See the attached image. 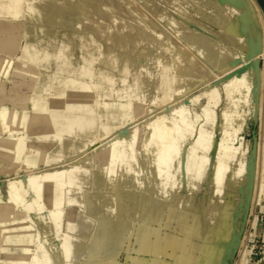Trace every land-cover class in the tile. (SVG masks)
<instances>
[{"label": "rangeland", "instance_id": "1", "mask_svg": "<svg viewBox=\"0 0 264 264\" xmlns=\"http://www.w3.org/2000/svg\"><path fill=\"white\" fill-rule=\"evenodd\" d=\"M19 3L20 9L13 18L14 6L5 14L0 13V25L4 27L0 31V264H29L36 241L50 248L59 245L67 248L68 253L76 250L65 241L63 213L52 212L58 207L64 211L72 208L67 192L76 186L75 180L56 182L59 188L51 195L48 187L35 181L36 176L74 164L92 172L100 159L98 152L112 143L117 150V168L110 186L122 187V175L125 185L138 190L140 196L164 197L167 209L160 221L150 224L155 232L149 229L140 239H137L140 223L134 217L126 244L118 252L116 249L115 254L100 256L98 264H128V256L139 253L152 263L165 259L166 264L227 263L232 254L230 262L236 264L239 252L238 263L246 264L247 255L253 251L245 242L260 170L264 112V36L259 11L255 9V21V15L248 12V2L240 0H21ZM82 3L88 5L86 8L95 7L99 13L87 22L97 36L81 25ZM1 4L0 1V8ZM38 17L46 38L36 46L39 52L36 62L21 64L25 46L34 41L21 37L22 31L32 32ZM21 21L24 25L19 27ZM197 34L212 44H226L231 52L224 55L218 48L212 52L213 56L208 55L201 42L189 41ZM230 35L244 37L246 45H235ZM178 49L183 55L174 56ZM187 56L204 66V75L184 79L179 87L163 86L170 71L166 63L184 59L187 63ZM17 68L24 70L19 73ZM243 74L251 75L248 102L229 107L231 97L226 84ZM68 79L74 93L55 92L65 89ZM45 80L48 84H44ZM86 85L93 91L88 107L93 110L96 123L85 136L68 133L69 137L82 140L83 148L53 162H44L43 156L26 163L27 150L17 151L15 146L19 142L21 148L28 147L31 134L27 122L11 127L3 121L6 112L24 110L32 114L48 109L52 96L62 98V103L68 106L71 101L82 100ZM214 87L219 92L218 100L208 103L206 91ZM215 171L222 173V181L215 177ZM191 172L199 174L190 177ZM21 179L22 196L13 199L9 182ZM32 181L36 184L32 185ZM220 186L223 190L219 197L214 196ZM181 196L185 201L193 199V208L185 209L189 217L186 221L172 213L179 209L176 205ZM123 197L122 194L120 199ZM210 201L213 218L218 220L214 229L217 237L205 239L198 231L193 235L185 233L182 228L199 229L203 208ZM27 217L39 221L38 235L32 242L16 232ZM78 232L81 241L87 244L90 233L82 228ZM157 237H162L158 254L153 252ZM196 239L210 244L215 261L191 244ZM68 253L63 254L60 264H69ZM178 256L182 260H175ZM48 264L56 262L50 260Z\"/></svg>", "mask_w": 264, "mask_h": 264}, {"label": "bare ground", "instance_id": "2", "mask_svg": "<svg viewBox=\"0 0 264 264\" xmlns=\"http://www.w3.org/2000/svg\"><path fill=\"white\" fill-rule=\"evenodd\" d=\"M240 1L248 2L249 4L248 12H251L253 16L255 15L254 18L256 21V16H257L255 11L256 8L254 9L252 7L251 1L250 0H240ZM16 2L18 3L19 0ZM236 4L237 3L234 4V7L238 8L239 5ZM18 6L20 8V5ZM87 6L88 5H86L85 3H82L81 25L82 27L90 30L91 26L89 27L87 25V22L90 20V18L97 17L99 13L95 7L89 6V8H86ZM12 27L13 26H11V28ZM252 28L255 29V26L253 25ZM1 30H4V27L2 25H0V31ZM239 30L243 31L242 28H240ZM78 31L79 30H77V32ZM92 33H93L92 36H97L94 31H92ZM232 37L233 36H231L229 39H231L230 41L235 45L237 46L246 45V40L244 37H240L236 35H234V38ZM40 40H42L41 36L38 38V41ZM189 41L192 44L201 42L202 45L206 47L207 49L206 51L208 55L211 56L214 55L212 52H214V50L218 48H221L224 51L223 52L224 55L226 53L231 52L229 51V48L226 44H222V43H218L217 45L212 44L208 38H206L205 36H200L198 34L195 36H191L189 38ZM35 47L34 45L25 46L23 50L22 58L19 61L21 64H25L27 61L36 62V60L38 59V51L36 50ZM175 55H179V56L183 55L181 49L176 50L174 52V56ZM187 58L189 59V62L187 63L184 62L185 59L182 61L176 60L175 62L170 61L166 63L165 66H168L167 69L170 71L169 74H167L166 76L167 84L163 82V86L167 88L171 86L179 87L182 86L183 83L182 81L184 79L186 80L195 79L204 75L206 71L204 66H202L197 60L194 61L193 58L190 56L189 57L187 56ZM48 59L51 60V58ZM23 70H24L23 68H17V71H19V73H21L20 71ZM31 75H35V74L32 73ZM70 80L71 79H68L65 89H57L55 92L73 94L74 86L73 84L69 83ZM44 84H48L47 80H45ZM250 84H251L250 74H243L240 77L233 78L230 80L229 83L226 84V92L228 96L231 97L229 107H233L236 103L238 104L241 102H248L247 94ZM84 87L85 89L82 96L83 97L82 100L71 101L70 105L68 106L62 103L61 101L62 98L60 99L52 96L51 106L48 109H44L42 111H36L32 114H28L24 110H14L11 112L10 111L6 112L7 116H3V121L6 122L11 127L18 122H22L25 120L27 122V128L31 134V136L29 137L28 147L26 149L21 148L19 142L15 146L17 151L27 150L24 153V160L26 163L32 161L33 158L37 160L38 157L43 158V156L44 158L42 160H44V162H51V161L53 162L64 156L66 157L73 155L83 148L84 144L82 140L69 137L68 133L74 132V133H78V135L85 136L89 134L91 128L96 123V116L93 113V110L90 109V107H88V104L90 103V96L93 94V91L90 85H86ZM218 93L219 92L216 87L212 88L210 91L209 90L206 91V95L209 99L208 103L216 102V100H218ZM1 113L3 114L5 113V111L2 110ZM3 131H5V129ZM9 147L10 150H13V146L9 145ZM98 154L100 156V159L96 161V164L92 172L91 170L90 171L85 170L79 164H74L66 169L63 168V169L46 171L36 176L37 178L35 181L38 183L40 182L45 188L48 187L51 195L54 194L59 188V185L56 186L57 185L55 184L56 182L62 181L66 183L75 180L76 186L67 192L68 201L73 203L72 208H70L68 211H64L62 208L58 207L52 209V212L58 213V211H61L63 213L64 219L61 226L63 232L66 234L65 241L69 243L68 247L70 248L74 247L77 251L70 250L68 253L67 248H63V247L61 248V246L59 245L55 246L54 248L52 247L50 248V246H46L42 242L36 241V243L34 244L35 245V248L33 250L34 252L30 256L29 264H48L50 260H54L56 264H60L63 262V254L66 253L69 254L68 256L69 264H98L99 263L98 258L100 256L108 252L110 254H115V250L117 249L118 252L121 246L128 240L129 233L132 231L134 217H136L137 222L140 223L137 229V233H138L137 239L142 238L143 235L149 229L155 232V230L152 227L150 228L149 226L154 222L160 221L163 214L166 212L167 202L165 198L162 196L153 195L151 199H146L145 197L140 196L138 190L125 185L126 180L122 175H120V179H122L123 182L122 187L116 186L114 188L110 186L112 180L114 179V176L116 175V168H117V158H116L117 150L115 144L114 143L109 144L108 146L101 149L98 152ZM35 160L34 162H36ZM122 161L125 162V157L122 158ZM199 173H201V170H199ZM199 173L193 174V172H191L190 177H193L194 175H197ZM214 175L219 181H222L223 175L220 171H215ZM32 183L34 184L35 182L32 181L31 184ZM22 184H23L22 179L12 180L9 182L10 196L13 199L22 196V191H21ZM175 185L176 186L178 185L177 181ZM216 190L218 193L214 194V196L216 195L219 197V194L223 190V187L220 186ZM122 194L124 195V197L123 199L121 198L122 201L120 202L121 200L120 197ZM182 196L177 201L178 205H176V207L178 206L179 208L177 209L178 211L176 210L175 212L172 213L173 214L176 213L179 219H181V221H186L189 219V217L185 209H189L193 205V199H189V200L187 199L188 201H185L186 199L185 200L182 199L183 198ZM210 199L212 200V197ZM202 214H204V217L200 222L199 229L198 228L195 229L194 227L190 226V227L182 228L183 231H185V233L187 232V234L190 235H193L194 232L198 231V235H200L205 239L216 238L217 235L215 234L214 229L216 223H218L217 222L218 220H215L213 218L214 212L211 201L203 208ZM38 223H39L38 220L27 217V219L24 222H22L19 225V227L16 229V232L18 233V235H22L25 241L32 242L36 240V235H38L37 233V229L39 226ZM80 228L90 233L87 244H84L81 241L80 232H78ZM163 239H164V235H163ZM179 239L180 238H178V240ZM160 240H162V237H157V241L153 245L154 246L153 252H156V254H158V250H157L158 247L161 246ZM191 244L195 248H197V250L202 249V252L205 253V255H208L209 258L212 259V261H215V256L213 255L212 252L209 251L210 244L208 242H205L202 239H198V240L196 239L193 240ZM219 244H221L222 246L224 245V242ZM180 245H182V243ZM178 257L175 260L178 259L182 260L181 257L180 258ZM128 258H129L128 264H166L165 259L159 260L156 263L154 262L152 263L147 259L145 260V256L140 253L137 254L136 256L129 255ZM220 264H227V263H224V261H222Z\"/></svg>", "mask_w": 264, "mask_h": 264}, {"label": "crops", "instance_id": "3", "mask_svg": "<svg viewBox=\"0 0 264 264\" xmlns=\"http://www.w3.org/2000/svg\"><path fill=\"white\" fill-rule=\"evenodd\" d=\"M2 2L0 13H6L7 10L14 6V11L11 14L12 17L16 16V13L19 11L20 3L16 2L18 0H0ZM20 1V0H19ZM255 4V8L259 11L261 15V22L263 27V36H264V0H252ZM42 20L36 18L33 23L32 32L30 31H22L21 37L24 38H33L34 41L29 42L27 45L37 46L39 43L38 38L41 36L42 39L45 37V29L41 25ZM23 22V23H22ZM17 23V22H16ZM24 25V21H21L19 27ZM22 27V26H21ZM43 32H45L43 34ZM29 33L30 36L27 34ZM35 38V39H34ZM46 38V37H45ZM37 41V42H36ZM39 45V44H38ZM38 47V46H37ZM37 47L36 50H37ZM39 53V52H38ZM261 130H262V145H261V160H260V170L259 176L256 179V187L254 191V201L250 210L251 218L248 221V236L252 240H258L260 244H264V112L262 116ZM242 155H239V159H241ZM244 158V157H243ZM231 264V262H229ZM234 264V262L232 263ZM246 264H264V247L262 249H255L250 254L247 255Z\"/></svg>", "mask_w": 264, "mask_h": 264}, {"label": "built area", "instance_id": "4", "mask_svg": "<svg viewBox=\"0 0 264 264\" xmlns=\"http://www.w3.org/2000/svg\"><path fill=\"white\" fill-rule=\"evenodd\" d=\"M245 245L250 247V250L262 249L264 247V244H260L258 240H252L249 236L246 239ZM238 259H240V252L238 253V258L235 261L236 264H239Z\"/></svg>", "mask_w": 264, "mask_h": 264}, {"label": "water", "instance_id": "5", "mask_svg": "<svg viewBox=\"0 0 264 264\" xmlns=\"http://www.w3.org/2000/svg\"><path fill=\"white\" fill-rule=\"evenodd\" d=\"M230 1H237V0H230ZM245 209L247 210L248 209V206H245ZM236 251V249L234 250V252ZM231 252H232V250H231ZM234 257V255H230L226 260H227V264H229V262H230V259L231 258H233Z\"/></svg>", "mask_w": 264, "mask_h": 264}]
</instances>
